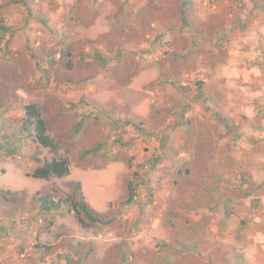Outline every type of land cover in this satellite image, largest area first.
Instances as JSON below:
<instances>
[{
  "label": "rangeland",
  "instance_id": "rangeland-1",
  "mask_svg": "<svg viewBox=\"0 0 264 264\" xmlns=\"http://www.w3.org/2000/svg\"><path fill=\"white\" fill-rule=\"evenodd\" d=\"M0 264H264V0H0Z\"/></svg>",
  "mask_w": 264,
  "mask_h": 264
},
{
  "label": "trees",
  "instance_id": "trees-1",
  "mask_svg": "<svg viewBox=\"0 0 264 264\" xmlns=\"http://www.w3.org/2000/svg\"><path fill=\"white\" fill-rule=\"evenodd\" d=\"M185 4L187 2L185 1ZM4 29L3 26H1ZM92 57L97 59L102 66H106L110 59L105 56L100 50H95L92 54ZM176 85V84H175ZM220 117V115H218ZM82 122H80L74 129V132H78L81 129ZM226 127L229 130V125L226 123ZM22 131L31 132L33 131L32 140L38 146H41L49 151L56 152L60 146L59 144L49 135L46 122L43 120L39 107L36 104H28L25 106V117L22 120ZM32 135V134H30ZM100 147L94 148L92 150H87L83 155L99 151ZM15 151V150H12ZM32 159L35 162H42L38 156L32 155ZM3 171V170H2ZM4 172V171H3ZM70 172V163L67 158H53L51 161L44 162L41 166L37 167L31 176L34 179L48 180L52 177H65ZM138 176V173L135 171L134 176ZM138 184L133 180L128 182V193L129 198L125 202L127 204L132 203L135 200V195L137 191ZM243 196V194H241ZM251 194H244L243 198L250 197ZM65 203L70 204V209L73 211L76 220L82 227H87L90 224L100 223L103 225H109L111 220H103L99 214H97L87 202L80 201L75 199V196H68L63 200ZM255 202V201H254ZM42 208L45 210H59L62 207L61 200H55L53 197H43L41 199ZM45 255L49 251L43 252Z\"/></svg>",
  "mask_w": 264,
  "mask_h": 264
},
{
  "label": "crops",
  "instance_id": "crops-1",
  "mask_svg": "<svg viewBox=\"0 0 264 264\" xmlns=\"http://www.w3.org/2000/svg\"><path fill=\"white\" fill-rule=\"evenodd\" d=\"M110 59H112V58H110ZM114 79H115L117 82L120 81V80H119L120 77H119V74H118V73L115 75ZM128 115H130V116L128 117L129 119H133V120H134V119H137V117L139 118L138 111L135 110V109L132 111V113H130V114H128ZM128 115L122 117V119H124V120H128V118H126Z\"/></svg>",
  "mask_w": 264,
  "mask_h": 264
},
{
  "label": "built area",
  "instance_id": "built-area-1",
  "mask_svg": "<svg viewBox=\"0 0 264 264\" xmlns=\"http://www.w3.org/2000/svg\"><path fill=\"white\" fill-rule=\"evenodd\" d=\"M25 255L23 254L22 257H24Z\"/></svg>",
  "mask_w": 264,
  "mask_h": 264
}]
</instances>
